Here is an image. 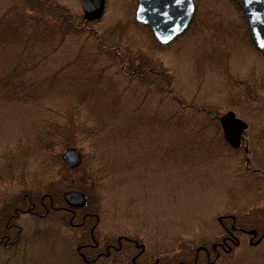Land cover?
<instances>
[{"label":"rangeland","instance_id":"1","mask_svg":"<svg viewBox=\"0 0 264 264\" xmlns=\"http://www.w3.org/2000/svg\"><path fill=\"white\" fill-rule=\"evenodd\" d=\"M56 1L76 13H83L81 0ZM234 1L195 0L191 26L175 41L161 45L163 50L156 51V58L173 76L175 89L188 102L215 105L220 115L232 111L247 122L239 152L228 155L219 142L210 141L206 134L198 137L193 132L195 127L200 131L208 128L210 134L215 130L199 124L193 115H198L199 122L207 119L189 108H180L184 118L180 123L172 121L171 126L169 123L164 126L158 120L155 123L154 116L168 119L178 109L177 105L168 99L162 104L159 97L149 95L143 87L137 89L136 81L129 82L110 68L107 75L120 79L119 90L124 98L118 119L128 124L140 122L137 121L141 120L140 116L145 120L132 135L128 130L125 139L108 142L106 146L110 147L106 153L98 154L86 142L77 147L82 149V155H88V164L94 169L95 187L91 198L96 201L91 208L98 219L92 221L87 210L76 214L80 217L79 224L63 211L48 218L24 211L16 221L22 233L18 244L6 249L0 243V264H134L132 258L141 245L145 252L138 257L140 263L155 264L158 258L160 263L176 264L192 256L194 248L204 243L210 249L221 238L224 231L220 218L224 214L239 215L243 223L263 217L264 181L254 185L253 193H242L243 187L236 175L240 167L243 170L246 166L247 158L250 164L264 165V55L244 40L243 16ZM8 4L9 0H0V11ZM135 7L136 0H106L104 14L93 28L103 33L117 23L124 25L134 19ZM131 35L141 43L146 41L141 31ZM80 42H67L66 54L61 51L49 56L36 69L25 73L24 78L39 81L48 76L66 63ZM7 55L0 51V77L14 63ZM146 94L151 97L147 98ZM45 112L38 102L10 101L1 98L0 93V170L8 169L4 155H16L20 144H31L34 127ZM209 142L222 154H209L206 151ZM27 159L28 169L23 172L27 186L33 182L52 183L58 201L68 208L81 209L63 199L64 192L72 188H64L61 180L64 177L66 182L71 176L59 166L44 173L43 158L36 154ZM17 179L21 187L22 177ZM18 189L17 184L0 180V203L4 196ZM234 234L239 245L216 264H264V239L255 245L257 237L246 232ZM92 236L99 241L96 248L90 245L94 244ZM124 236L140 245H128L121 239V249L130 248L129 255L123 256L111 249L109 255L95 259L96 254L108 252L107 243L116 245ZM79 251L85 255V260L80 259L83 263L76 255ZM200 255L205 257L203 253Z\"/></svg>","mask_w":264,"mask_h":264},{"label":"trees","instance_id":"2","mask_svg":"<svg viewBox=\"0 0 264 264\" xmlns=\"http://www.w3.org/2000/svg\"><path fill=\"white\" fill-rule=\"evenodd\" d=\"M234 3L236 5L235 1ZM97 21L86 19L83 13H76L56 0H9L6 8L0 11V51L7 53V56L11 57L9 60L14 61L7 74L0 77L1 98L15 102H38L46 110L41 122L34 127L31 144H20L15 150L16 155H4V158L8 159V169L0 170L4 173L0 175V180L9 184L13 182L19 188L9 196H4L0 203V243L3 242L6 249L18 244L22 236L21 226L16 221L24 211L35 216L44 214L47 218L63 211L79 224L80 217L76 214L87 210L92 221L94 218L98 219L91 208L92 202L96 201L91 198L94 196L95 177L94 169L87 161L88 155H82V162L77 168H68L63 164L62 152L69 147L77 148L86 142L98 154L106 153L110 147L106 146L108 142L125 139L128 130L132 135L135 129L138 130L137 125L145 120L140 116L141 120H137L140 122L131 121L132 123L128 124L118 119L124 98L119 90L120 79L117 81L107 75L110 68H114L118 75L129 82L136 81L137 89L143 87L142 89L149 91V95L159 97L162 104L168 99L177 105L178 109L170 114L168 119L154 116L155 123L157 120L164 126L166 123L171 126L174 121L180 123L184 119L179 113L180 108H189L207 119L205 122H199L196 118L198 115H193L199 124L215 130L210 134L208 128L200 131L195 127L193 132L198 137L206 134L210 141L219 142L222 151L228 155L230 152H239L240 147L235 149L226 141L219 120L220 113L215 105L188 102L175 89L173 76L156 58V51L163 50V47L149 27L138 24L132 17L124 25L117 23L99 33L93 28ZM137 31L145 35V42L141 43L131 35ZM242 33L244 40L253 45L244 18ZM70 41L80 42V47L75 49L65 64L39 81L24 78L25 73L36 69L49 56L61 51L66 54V43ZM149 95L146 94V97L150 98ZM262 101L264 104V97ZM148 119L146 117V120ZM149 121L154 125L152 120ZM212 142L207 143L206 151L209 154L221 153ZM35 154L43 158L44 173L52 172V169L59 166L64 173L71 176L66 182V178L62 176L61 185L66 189L83 191L88 200L86 207L79 210L68 208L62 201H58L57 190L52 183L38 185L33 182L27 186L23 182V172L28 169L27 158ZM247 159L243 170L241 167L238 169L236 178L240 179L242 193H253L254 185L264 181V165L256 166L254 162L250 164L251 161ZM80 170L84 171L75 176L74 173ZM10 173L12 176H9ZM18 176L22 177L21 187ZM59 192L61 195V190ZM27 205L29 206L26 207ZM11 210L12 212H9ZM83 219L85 220L86 216ZM221 220L224 233L217 241H222L224 236L228 241L225 249L221 248L218 252L219 258L225 260L232 249L239 245L240 241L234 234L237 231L247 233L249 230H255L257 241L260 240L258 243L264 239V215L246 223L236 214H224ZM94 225L93 222L92 226ZM92 240L94 243L97 241L93 236ZM202 245L205 246L204 243ZM198 248L191 251L192 256L180 259L176 264L181 261L182 264H216L218 259L212 263L205 257L201 258L197 253ZM117 252L124 256L129 255L131 251L125 247ZM74 257L76 258L75 255ZM77 257L79 260L82 258L79 255ZM81 262L83 263V259Z\"/></svg>","mask_w":264,"mask_h":264},{"label":"water","instance_id":"3","mask_svg":"<svg viewBox=\"0 0 264 264\" xmlns=\"http://www.w3.org/2000/svg\"><path fill=\"white\" fill-rule=\"evenodd\" d=\"M236 3L244 16L254 46L264 54V0H236ZM81 4L84 17L95 21L103 16L106 0H81ZM195 11V0H137L134 19L148 26L160 44L168 45L186 32ZM219 119L226 140L233 148H238L247 124L235 117L233 112L225 113ZM62 159L67 167L75 168L81 163V153L70 147L64 150ZM63 199L73 207L83 208L86 205L85 195L75 189L64 192ZM249 232L253 236L257 235L255 230Z\"/></svg>","mask_w":264,"mask_h":264},{"label":"flooded vegetation","instance_id":"4","mask_svg":"<svg viewBox=\"0 0 264 264\" xmlns=\"http://www.w3.org/2000/svg\"><path fill=\"white\" fill-rule=\"evenodd\" d=\"M125 238H120L119 239V241L120 242H117V244L116 245H112V244H108L107 243V247L108 248H106V251H108V252H100V253H98V254H96V258L95 259H97L99 256H102V255H109L110 253V250L111 249H115V250H120L121 249V245H122V243H121V239H124L126 242H127V244L129 245V244H136L137 246H139L140 244H137L136 243V240L135 239H133V238H131V237H127V236H124ZM227 237H223V240L222 241H215L214 243H212V246H211V248L209 249L207 246H204V245H201L199 248H198V250H197V253H199V254H201V253H203V254H205V258L209 261V262H212V263H215L216 262V260L217 259H219V251L221 250V248H222V250H224L225 249V246H227ZM98 242L96 241L94 244H90L91 246H93V247H97L98 246ZM142 247H141V249H140V251L138 252V253H136L135 255H134V257L132 258V262L134 263V264H143V263H140V261H138V257H139V255L140 254H144V252H145V248L143 247V245H141ZM81 247H84L83 245L81 246ZM79 254V256H81L83 259H84V257H85V255H84V253H82V252H78ZM213 256V259H211L210 260V258ZM86 259V258H85ZM84 259V260H85ZM156 263L155 264H163V263H160V261H159V259L157 258L156 259V261H155ZM183 262L181 261L179 264H182ZM145 264V263H144Z\"/></svg>","mask_w":264,"mask_h":264}]
</instances>
